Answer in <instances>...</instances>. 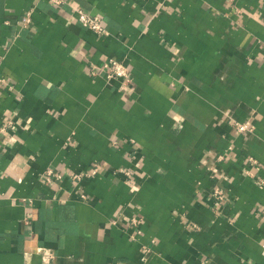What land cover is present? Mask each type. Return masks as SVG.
<instances>
[{
    "label": "crops",
    "instance_id": "obj_1",
    "mask_svg": "<svg viewBox=\"0 0 264 264\" xmlns=\"http://www.w3.org/2000/svg\"><path fill=\"white\" fill-rule=\"evenodd\" d=\"M0 264H264V0H0Z\"/></svg>",
    "mask_w": 264,
    "mask_h": 264
},
{
    "label": "built area",
    "instance_id": "obj_2",
    "mask_svg": "<svg viewBox=\"0 0 264 264\" xmlns=\"http://www.w3.org/2000/svg\"><path fill=\"white\" fill-rule=\"evenodd\" d=\"M49 1L55 5H64L67 4L69 0H49ZM73 11L76 13L77 20L79 21V23L85 28L94 31L99 35L108 34V31L103 24L102 18L99 15L86 12L80 7L73 8ZM104 70L106 77L108 79L119 78L123 81L124 85L126 86H128L129 82L131 81V75L128 68L124 65V63L120 61L114 59H110L106 61L104 63ZM10 124L11 122L4 124L1 130L5 131L7 129V126H9ZM235 125L238 127L237 129L239 131H247L248 129L250 130V127L243 123L235 122ZM126 173L127 175H129L128 172ZM54 174L55 173L53 172L52 169H49L47 171V175H54ZM57 176L60 177V175ZM213 193L218 198H221L223 195L222 191H220V189L218 188H216Z\"/></svg>",
    "mask_w": 264,
    "mask_h": 264
}]
</instances>
